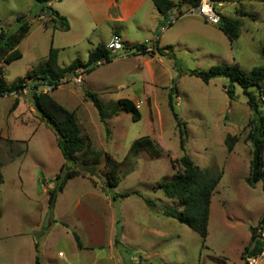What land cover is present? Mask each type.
<instances>
[{
	"label": "rangeland",
	"instance_id": "374dc122",
	"mask_svg": "<svg viewBox=\"0 0 264 264\" xmlns=\"http://www.w3.org/2000/svg\"><path fill=\"white\" fill-rule=\"evenodd\" d=\"M226 2L218 5L221 16L236 20L241 29L233 45L218 25L191 14L164 36L174 49L159 53L154 47L136 58L113 59L90 73L82 72L81 83L69 74L54 91L39 88L76 112L83 134L101 156L93 167L95 154L78 155L74 166L81 174L68 181L53 208L48 190L67 162L56 134L34 107L30 109V90L20 94L26 110L23 105L21 111H25L16 120L8 115L14 96H0V264H251L253 258L244 250L252 245V227L264 215V189L262 181L255 186L247 183L253 151L247 140L252 117L248 97L236 85L231 99L224 77L207 84L186 73L187 69L235 62L250 71L264 63V2ZM191 8L186 4L182 11L188 13ZM20 16L29 19L31 30L19 45L22 57L5 65L8 84L47 59L52 32L57 29L50 23L47 6L35 0H0V31L1 27L14 29ZM56 32L60 43L65 33ZM71 56L70 51L61 53L59 64L69 65ZM136 59L138 67H134ZM173 86L177 89L173 103L187 129V153L199 168L221 176L212 196L205 240L163 214L166 206L182 209L158 188L183 170L179 129L170 109ZM86 91L97 93L110 113L119 98H132L142 118L133 121L130 113L122 111L102 122ZM259 102L264 111V100L259 98ZM146 135L154 140L159 155L144 148L127 157L133 142ZM228 135L235 140L232 151L226 144ZM107 154L123 161L120 182L114 188L106 186ZM126 193L130 195L120 196ZM144 198L153 200L155 206ZM73 231L80 236L83 249L77 247ZM256 264H264V254Z\"/></svg>",
	"mask_w": 264,
	"mask_h": 264
},
{
	"label": "trees",
	"instance_id": "16d2710c",
	"mask_svg": "<svg viewBox=\"0 0 264 264\" xmlns=\"http://www.w3.org/2000/svg\"><path fill=\"white\" fill-rule=\"evenodd\" d=\"M41 5L48 7L51 13V21L59 23L60 27L68 30L70 25L68 19L61 15L57 10L51 7V3L55 0H35ZM202 0H153L158 11L167 17L170 12H176L183 15L182 6L188 4L192 8L200 5ZM215 1H236V0H215ZM253 1V0H250ZM264 2V0H257ZM223 23L218 25L219 29L228 37L232 43L237 41L241 35L239 23L228 17H223ZM172 25V24H171ZM170 25V26H171ZM31 30V22L28 18L20 16L14 29L5 30L1 27L0 31V96L17 94L20 95L25 90L32 93V102L41 121L45 122L56 134V142L63 157L71 158V162H66L60 172L54 179V186L48 190L49 206L53 208L56 204L58 195L64 190L68 181L75 176L81 174L74 164L78 160V155L95 154V158L91 161L93 167L99 164L100 152L92 148V144L86 137L78 123L76 112L67 109L59 103L49 92L40 90L41 86L49 87L51 91L58 89L69 74L77 75L81 70L90 73L97 63L106 60V63L113 59L109 55V51L105 43H99L97 47L90 51L86 61L81 58L74 59L69 65L61 66L58 61L59 49L53 45L50 47L47 59L38 63L23 78L18 79L13 84H8L5 79V65L22 57L19 45L22 40L27 37ZM145 45H137V49L141 53H146ZM158 48V47H156ZM162 53V50H158ZM264 58V46L262 48ZM178 64V60L175 61ZM186 73L191 76L200 78L204 83H210L211 80L224 77L228 83L225 90L231 99L235 96V86L239 85L245 95L248 97L247 104L252 112V117L248 122L250 131L247 140L251 142L253 151L250 162V174L247 183L255 186L262 181L264 189V111H262L259 98L264 100V63L253 67L250 71H246L238 62L233 64H216L208 69H187ZM252 89H256L254 92ZM177 92L175 86L169 92L170 109L176 120L180 136V148L183 155L180 157L183 170L175 176L173 180L164 181L158 184V188L162 189L166 197L179 202L182 209L178 207L166 206L163 208V214L167 217L176 219L181 224L187 225L204 240L208 236L209 220L211 213V201L214 191L221 180V176L216 175L209 169H201L194 163L190 155L187 153V129L185 124L180 120L176 112L173 96ZM86 96L92 101L97 108L102 122L107 121L110 115L118 114L122 111L131 114L133 121L142 118V113L137 104L130 98L122 97L115 101L111 106V113L108 111L98 94L86 91ZM19 98L17 97L10 111L17 108ZM107 134L109 130L107 129ZM232 139V141L230 140ZM228 135L226 144L230 151L233 150L235 142ZM235 141V140H234ZM147 149L152 155L158 156L159 150L154 144V140L150 135L142 136L136 139L130 147L129 154L138 155L141 149ZM126 157V158H127ZM123 163L116 160L110 154L106 155L107 184L109 188L118 186L120 179L118 171ZM67 166L70 169L67 170ZM3 182V175L0 172V184ZM138 194V193H137ZM130 193L121 194L120 196H129ZM116 198V196H113ZM149 206H155L153 200L144 198ZM264 222V215L259 220L257 226L252 227V245L245 247L244 254L248 258L256 257L263 252V243L257 238L258 227ZM120 229V228H119ZM118 229V230H119ZM73 236L77 247L83 249V243L80 236L73 231ZM39 261V256L36 257ZM39 263V262H38Z\"/></svg>",
	"mask_w": 264,
	"mask_h": 264
},
{
	"label": "crops",
	"instance_id": "0c3cea01",
	"mask_svg": "<svg viewBox=\"0 0 264 264\" xmlns=\"http://www.w3.org/2000/svg\"><path fill=\"white\" fill-rule=\"evenodd\" d=\"M226 3L223 1V5ZM234 3L236 1L232 2V4ZM50 5L68 19L70 25L68 30H64L57 22L50 20V23H53L54 28L55 26L57 28H52V34L53 45L59 49V57L61 53L70 51L71 62L76 58L86 61L90 51L94 50L99 43L106 44L115 34L120 35L126 43L133 46L141 45L145 40L151 39V45H154L155 48L158 47L157 50L161 49L162 53L164 50L174 49V43L168 41L164 36L167 31L176 26L178 21L166 27L167 17L158 11L153 0H55ZM183 14L180 19L191 15L189 12ZM195 21L201 20L196 18ZM217 29H219L218 26ZM56 31L65 33L64 38L58 40L60 43H57ZM71 34L73 39L69 37ZM139 62L137 61L134 67H138ZM11 95L14 96V100L19 98L17 108L10 111L14 102L12 101L8 110V115L16 120L26 110V106L22 96ZM23 105L25 110L21 111ZM33 107L30 109L32 110Z\"/></svg>",
	"mask_w": 264,
	"mask_h": 264
},
{
	"label": "built area",
	"instance_id": "2783aa9c",
	"mask_svg": "<svg viewBox=\"0 0 264 264\" xmlns=\"http://www.w3.org/2000/svg\"><path fill=\"white\" fill-rule=\"evenodd\" d=\"M218 5L220 7L224 6L223 1L202 0L200 5L196 8H191L192 10L189 11V13L200 16L202 19L212 25H219L223 17L221 16V8H218ZM183 15H179L176 12H170V14L167 16L166 27L178 21ZM151 42V39H147L141 45H145V50L150 51L154 48V45H151ZM106 47L112 59L133 57L136 56V54L141 53V51L137 49V46L126 43L124 39L118 34L112 36L110 41L106 43ZM106 62L107 61L104 59L102 61H99L97 65H102ZM82 72L83 71L80 70L74 77L75 82H82ZM258 229V239L263 243V252L258 255L260 256L264 254V222L260 225V228L258 227ZM258 256L252 257L253 259L251 261V264L257 263Z\"/></svg>",
	"mask_w": 264,
	"mask_h": 264
},
{
	"label": "water",
	"instance_id": "95a60500",
	"mask_svg": "<svg viewBox=\"0 0 264 264\" xmlns=\"http://www.w3.org/2000/svg\"><path fill=\"white\" fill-rule=\"evenodd\" d=\"M223 21H224V19H222V20H221V23H223ZM28 95H29V96H31V95H32L31 91H29V92H28ZM67 161H68V162H71V161H72V159H71V158H68V159H67ZM66 169H67V170H69V169H70V167H67Z\"/></svg>",
	"mask_w": 264,
	"mask_h": 264
}]
</instances>
